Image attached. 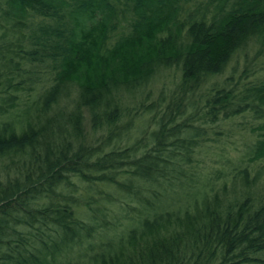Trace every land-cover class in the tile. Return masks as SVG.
I'll return each instance as SVG.
<instances>
[{
  "label": "trees",
  "instance_id": "16d2710c",
  "mask_svg": "<svg viewBox=\"0 0 264 264\" xmlns=\"http://www.w3.org/2000/svg\"><path fill=\"white\" fill-rule=\"evenodd\" d=\"M260 69L264 0H0V264H264Z\"/></svg>",
  "mask_w": 264,
  "mask_h": 264
},
{
  "label": "rangeland",
  "instance_id": "374dc122",
  "mask_svg": "<svg viewBox=\"0 0 264 264\" xmlns=\"http://www.w3.org/2000/svg\"><path fill=\"white\" fill-rule=\"evenodd\" d=\"M243 67H244L243 64L239 66L240 70L234 80V83L238 82V76L240 75V72L243 70ZM261 75H264V71L260 69V73L255 77H260ZM255 77H251V79H248V81L251 82L254 81ZM170 81L171 80H168V84ZM226 124L216 129L217 131L221 132L222 136L219 135L213 137L214 138L223 137L225 139L224 142L226 148L231 152L232 155L236 154L238 156L244 154L246 151L247 143L248 142L250 143L255 139L251 131L252 128L251 124H253V120H251L250 116H247V118L236 119L234 121H229Z\"/></svg>",
  "mask_w": 264,
  "mask_h": 264
}]
</instances>
